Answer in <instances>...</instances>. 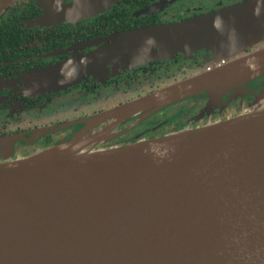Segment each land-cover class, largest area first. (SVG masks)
Wrapping results in <instances>:
<instances>
[{"label":"water","instance_id":"obj_1","mask_svg":"<svg viewBox=\"0 0 264 264\" xmlns=\"http://www.w3.org/2000/svg\"><path fill=\"white\" fill-rule=\"evenodd\" d=\"M116 1L76 0L34 26L91 17ZM240 33L247 46L263 38L264 0L112 36L106 48L22 81L27 93L40 94L65 75L129 69L194 45L233 53L222 44ZM263 75L264 48L100 115L67 144L0 163V264H264V90L233 119L97 149L131 117ZM10 83L0 79V90ZM11 141L0 139V147Z\"/></svg>","mask_w":264,"mask_h":264},{"label":"flooded vegetation","instance_id":"obj_2","mask_svg":"<svg viewBox=\"0 0 264 264\" xmlns=\"http://www.w3.org/2000/svg\"><path fill=\"white\" fill-rule=\"evenodd\" d=\"M244 1L247 0H117L106 10L95 11L91 17H76L66 23L35 27L34 23L42 17L62 12L76 0H0V24H5L0 26V77L11 82L0 90V116L13 109L21 110L25 115L42 116V108L53 110L60 101L82 100L109 87L125 95L132 93V99L112 106L116 108L162 88L223 68L236 56L245 57L264 48V39L232 57L215 56L205 49L195 51L187 58L185 53L178 52L170 60L155 59L145 65L136 64L122 76H113L100 84H93L91 80L67 91L35 97L24 92L22 81L31 71L104 49L112 43L108 39L112 36L182 22ZM113 27L117 31H113ZM89 41L96 43L82 47ZM263 90L264 75L220 93L204 91L190 95L148 115L125 120L101 141L97 149L124 147L233 119L248 112ZM103 112L101 108L70 120L41 121L23 129L9 128L0 121V139L12 140L7 146L0 147V163L67 144L89 129V123ZM104 128L103 125L97 126L92 132Z\"/></svg>","mask_w":264,"mask_h":264},{"label":"rangeland","instance_id":"obj_3","mask_svg":"<svg viewBox=\"0 0 264 264\" xmlns=\"http://www.w3.org/2000/svg\"><path fill=\"white\" fill-rule=\"evenodd\" d=\"M247 38L248 37L244 36V33H240V34L236 35L235 37H231L229 40V43H227L226 40L223 42L222 45L224 48L234 49L235 52H233V53H229L228 50H219L218 52L213 51V50H209V51H211L213 54H215V56L226 55V57H232L235 54L242 52L244 49H247V47L252 48L251 45H255L256 43L262 41L264 39V36L262 39H260L256 43H252L249 46H247L245 44L247 41ZM261 49H263V48H261ZM196 50H197V46L194 45L188 51L184 50V51H176V52L185 53L184 56L187 58L188 55L195 52ZM256 51H258V50H256ZM174 55H175V53L173 52L168 57L167 60H170ZM234 58H235L234 61H236V60L243 58V57L242 56L241 57L236 56ZM143 62H146V60L143 59L141 62H138V63L145 65V63H143ZM133 67H131V69L130 68L129 69L132 70ZM118 70H119V72H116ZM126 70L127 69H125V68H118V69H114V70L103 69L102 73L84 74L83 76H80V77L79 76L75 77V76H71V75H65L64 77H60V80H54L53 82H51L47 86L46 89L42 90V92L40 94L39 93L38 94L27 93L25 88L29 86V83L23 82L25 84L24 92L26 94L30 95L29 97H35V96L41 95V94H51V93L63 92V91H67L68 89H70L72 87V85L79 84L82 82L87 83V82H91V80L93 81L92 82L93 84H100V83L106 82V81L112 79L111 77H113V76H116V75L122 76L124 71H126ZM57 78H59V77H57ZM54 85H56V87H58V88H56L57 90L54 92L48 91V90H50L48 87L54 86ZM162 89H160V90H162ZM160 90H158V91H160ZM155 92H157V91H155ZM132 98H133L132 93L125 95L121 92L114 91L112 88L109 87V88H106L105 91H101L98 94L89 95L88 97H86L85 99H82V100L78 99V100L60 101L53 107V110H50L47 107L42 108L41 110L44 111V114L42 116H36L35 117L31 114L25 115V114H21V112H22L21 110L13 109V110L9 111L7 114H1L0 121L5 122V124H7V126L9 128L17 127V128L23 129V128L29 126L30 124L41 122V121L55 122V121H61L63 119L70 120L72 118H76L78 115H83L84 113H91L92 111L99 110L101 108L104 109V112L101 113V115H103V114H106V113L113 111L114 109H117L119 106L116 108L115 107L112 108V106H116L117 102L123 103L124 100H127V99L130 100ZM136 101L137 100H134V101H131L128 103H133ZM128 103L123 104L121 106L127 105ZM127 122L128 121H126V123ZM38 152L39 151H37L36 153H38ZM36 153L29 155V156L26 155V157H24V158L31 157V156L35 155ZM17 160H19V159L17 158Z\"/></svg>","mask_w":264,"mask_h":264},{"label":"trees","instance_id":"obj_4","mask_svg":"<svg viewBox=\"0 0 264 264\" xmlns=\"http://www.w3.org/2000/svg\"><path fill=\"white\" fill-rule=\"evenodd\" d=\"M0 26H5V24H4V23H1ZM113 31H117V28H116V27H113ZM0 35H1V33H0ZM34 71H35V70H34ZM31 72H32V71H31ZM29 73H30V72H29ZM26 74H27V73H26ZM0 79H1V80H5V81H7V78L4 79V78H1V77H0Z\"/></svg>","mask_w":264,"mask_h":264}]
</instances>
